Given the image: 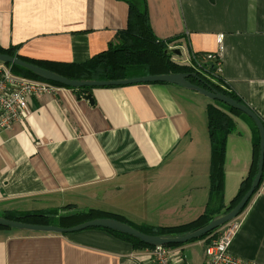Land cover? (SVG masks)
I'll use <instances>...</instances> for the list:
<instances>
[{
    "label": "crops",
    "instance_id": "obj_1",
    "mask_svg": "<svg viewBox=\"0 0 264 264\" xmlns=\"http://www.w3.org/2000/svg\"><path fill=\"white\" fill-rule=\"evenodd\" d=\"M146 7L157 40H173L169 48L179 49L188 66L217 57L223 88L264 121V0H146ZM127 16L120 0H0V47H17L29 60L81 64L115 41ZM54 88L29 97L27 115L0 131V214L96 209L135 226L166 228L204 212L210 163L205 109L212 102L160 83L92 88V105L72 90ZM233 119L225 205L248 173L252 152L249 124ZM250 198L236 218L229 253L264 264V178ZM206 245L173 248L180 259L175 264H202ZM0 264L151 262L145 250L98 229L59 235L9 228L0 229Z\"/></svg>",
    "mask_w": 264,
    "mask_h": 264
},
{
    "label": "trees",
    "instance_id": "obj_2",
    "mask_svg": "<svg viewBox=\"0 0 264 264\" xmlns=\"http://www.w3.org/2000/svg\"><path fill=\"white\" fill-rule=\"evenodd\" d=\"M128 6V16L126 29L117 33L115 41L109 44L108 48L81 64H61L42 61L29 60L17 54V47L9 46L4 49L0 47V54L16 57L19 60L55 73L63 78L71 81H94V82H112L143 78L149 76H160L167 74H195V78H188L192 84L207 90H215L222 95H225L238 103L244 104L240 98L231 91L223 88V81L220 74H216L215 63L200 65L194 62V65L188 66L185 64L176 63L172 55H166L164 52L170 47L173 40L160 41L157 40L150 28L146 0H120ZM201 59L197 58V61ZM12 74L30 80L41 81L50 84L54 87L65 88L72 90L78 96H83L90 88H66L62 85L47 82L39 79L30 71L16 66L6 65ZM207 73L212 74L208 76ZM109 88V87H108ZM206 124L208 131V139L210 144V163H209V199L204 212L194 221L175 227H151V226H135L126 221L120 215L105 212L96 209H88L85 211H75L73 213L60 215L55 210L41 212H14L3 213L0 217L18 221L32 225L54 226L62 229H69L85 222L97 219H114L125 223L137 231L150 236H179L187 232L193 231L208 224L217 216L232 210L242 197L249 191L251 184L257 173V165L259 159V136L253 122L245 115L238 112L236 109L228 107L218 102H212L206 106ZM235 117H240L245 120L252 133V152L251 161L248 173L240 182L236 195L232 198L228 205L223 202L224 195V163L226 155V143L228 136L235 131ZM264 126V121L259 117ZM264 178V167L261 177V184ZM258 187L256 188V190ZM254 191V193L256 192ZM253 193V194H254ZM251 199V198H250ZM245 207L240 211H244ZM238 215V216H239ZM0 229H9L2 228ZM98 229L107 232L111 236L121 238L128 242L134 250H150L154 247L147 246L130 236L113 232L106 229ZM219 229V228H218ZM203 236L196 241L209 240L214 237L216 231ZM183 245H169L167 248H177Z\"/></svg>",
    "mask_w": 264,
    "mask_h": 264
},
{
    "label": "water",
    "instance_id": "obj_3",
    "mask_svg": "<svg viewBox=\"0 0 264 264\" xmlns=\"http://www.w3.org/2000/svg\"><path fill=\"white\" fill-rule=\"evenodd\" d=\"M164 53L166 55H173L178 58L182 57V54L179 49H167ZM0 63L4 65H16L22 67L30 71L32 74H34L36 77H38L41 80L47 82H53L62 85L63 87L72 88V89L122 87L132 84H151V83L174 85L183 88L185 90L195 92L207 98L210 101L218 102L228 107L236 109L238 112L245 115L253 122L259 136V159L257 165V173L255 175V178L251 184L249 191L242 197V199L232 210H230L227 213H224L223 215L215 217L205 226L187 232L183 235L150 236L143 234L137 231L136 229L132 228L131 226L114 219H97V220L85 222L83 224H80L78 226L69 229H62L54 226L32 225L18 221H11L0 217V227L2 228H10L19 231H28V232H37V233L59 234V235L80 232L91 228H100L130 236L150 247H166L169 245H183L193 240H198L203 236L215 231L216 229L226 225L227 223L237 218L238 215L240 214V211L245 207L246 203L248 202V200L250 199L256 188L259 186L263 173V167H264V126L262 124V121L260 120L259 116L245 104L238 103L235 100L225 95H222L221 93L215 90L203 89L189 82L188 78L190 77L195 78L196 77L195 74H186V73L167 74V75L149 76L143 78L112 81V82L71 81L55 73H51L37 66L25 63L19 60L18 58L11 57L9 55L0 54ZM82 99L87 101L90 105L93 104V99L90 90H87L84 93Z\"/></svg>",
    "mask_w": 264,
    "mask_h": 264
},
{
    "label": "built area",
    "instance_id": "obj_4",
    "mask_svg": "<svg viewBox=\"0 0 264 264\" xmlns=\"http://www.w3.org/2000/svg\"><path fill=\"white\" fill-rule=\"evenodd\" d=\"M53 89L54 86L45 82L16 76L6 65L0 63V131L9 130L15 122L27 115L29 97L42 95ZM236 228L235 218L216 231L206 245L202 264H255L229 253ZM145 251L151 264H175L180 260L178 251L172 248L154 247Z\"/></svg>",
    "mask_w": 264,
    "mask_h": 264
},
{
    "label": "rangeland",
    "instance_id": "obj_5",
    "mask_svg": "<svg viewBox=\"0 0 264 264\" xmlns=\"http://www.w3.org/2000/svg\"><path fill=\"white\" fill-rule=\"evenodd\" d=\"M168 49H177V48H168ZM181 52V51H180ZM181 54H182V52H181ZM173 56V55H172ZM181 58L182 57H180V58H178V57H175V56H173V60H175V62L176 63H179V64H182L181 62H180V60H181ZM213 58V57H212ZM199 62V64L200 65H203V64H205V63H207L208 64V70H209V67L210 66H212L210 63H208V62H213V63H215V68H216V74H218V71H219V60H218V58H216L215 60H213V61H209V60H207V59H201L200 61H198ZM197 62V63H198ZM193 65H194V62H193ZM206 74L208 75V76H212L213 75V73L212 74H209V73H207L206 72ZM191 94H193L194 96H198L196 93H191ZM197 98H199V99H197V100H201L202 102H208L207 101V99L205 98V97H203V96H198ZM210 101V100H209ZM210 102H213V101H210ZM203 107L204 106H200V104H198V107H197V114H199V115H201L202 116V118H203V120H205V115H204V112H203Z\"/></svg>",
    "mask_w": 264,
    "mask_h": 264
}]
</instances>
